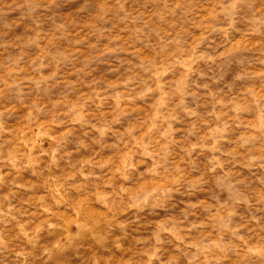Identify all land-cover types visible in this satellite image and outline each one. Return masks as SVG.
Listing matches in <instances>:
<instances>
[{
	"label": "rangeland",
	"instance_id": "obj_1",
	"mask_svg": "<svg viewBox=\"0 0 264 264\" xmlns=\"http://www.w3.org/2000/svg\"><path fill=\"white\" fill-rule=\"evenodd\" d=\"M0 264H264V0H0Z\"/></svg>",
	"mask_w": 264,
	"mask_h": 264
}]
</instances>
